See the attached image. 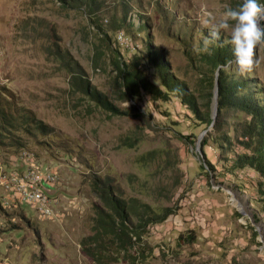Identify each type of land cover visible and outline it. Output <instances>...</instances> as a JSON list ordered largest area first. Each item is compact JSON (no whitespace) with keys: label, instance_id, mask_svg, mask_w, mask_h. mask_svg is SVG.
Returning a JSON list of instances; mask_svg holds the SVG:
<instances>
[{"label":"rangeland","instance_id":"rangeland-1","mask_svg":"<svg viewBox=\"0 0 264 264\" xmlns=\"http://www.w3.org/2000/svg\"><path fill=\"white\" fill-rule=\"evenodd\" d=\"M243 1L0 0V107L46 126V132L0 127V167L8 158L20 161L27 150L57 176L45 205L49 213L38 208L41 203L3 204L7 192L0 184L5 264H264L262 176L250 167L229 168L237 156L251 153L237 141L249 117L236 109L218 117L211 75L231 68L223 64L211 73L199 55L225 9H238ZM126 15L136 25L116 26ZM143 20L147 27L141 29ZM119 31L128 46L118 40ZM230 31L220 39H229ZM148 43L165 56L167 72L187 83L199 109L219 119L217 128L198 119L179 97L127 95L115 64L119 51L125 60L137 57L148 77L166 89L147 58ZM256 57L249 75L264 95V45ZM78 72L118 112L93 101L76 84ZM95 176L152 217L172 211L148 224L129 251L105 244L95 259L84 246L103 207L93 190Z\"/></svg>","mask_w":264,"mask_h":264},{"label":"trees","instance_id":"trees-1","mask_svg":"<svg viewBox=\"0 0 264 264\" xmlns=\"http://www.w3.org/2000/svg\"><path fill=\"white\" fill-rule=\"evenodd\" d=\"M64 1L68 2V0ZM260 2L264 4V0H260ZM139 17L142 18L141 15ZM136 20L132 15L130 18L126 15L123 22L116 21L115 24L118 27L125 25L133 28L136 25ZM176 25L178 24L176 23ZM138 27L141 29L147 27L146 20L141 21ZM178 27L181 30L179 25ZM227 41L228 39L225 37L219 41H213L209 44L207 51L199 53L213 69L211 73H214L220 65H229V61L233 59L231 45ZM147 45V58L158 70L160 80L166 86V89H163L161 85L148 77L147 73L140 68L137 57L131 60L126 58V61L119 51L115 64L122 77L127 95L136 97L145 92L156 99L164 101L170 99L171 96L179 97L190 107L198 119L203 120L209 126L212 125L217 128L219 119L215 122L208 109L206 111L199 109L198 101H196L194 94L189 91L187 83L177 80L172 76L171 72H167L169 63L163 53L157 48L151 47V43ZM229 67L231 69H221L220 74L217 76L211 75L210 83L213 93L218 87V117L224 110L229 109L241 110L248 115L247 121L240 126L241 137L237 138V141L241 142L251 152L237 156L229 168L234 170L250 167L258 172L262 176L259 182V190L264 195V95L261 88L254 85L251 75L238 77L233 74L235 71L234 66L229 65ZM76 80V84L89 94L93 101L110 112H118L117 107L104 94L93 89L94 87L90 81L81 73H77ZM33 126L37 130L46 132V126L43 122L35 119L32 115L16 116L13 113H7L3 107H0L1 130L29 129ZM221 140L230 143L225 137L221 138ZM207 143L208 140L204 138L202 141L203 147ZM208 162L210 161L208 160ZM203 167L205 168V166ZM224 167L227 168V164ZM92 185L93 190L101 199L103 207L99 206L97 210L95 219L96 232L85 239L84 246L86 252L95 259L102 255L101 248H104L105 244L116 246L119 251H129L131 247L142 240L144 229H146L148 224L164 221L170 215V211H172L156 213L152 217L148 210L140 208L139 205L121 195L110 181L100 176H95L92 179ZM131 218L137 219L136 225H134V221Z\"/></svg>","mask_w":264,"mask_h":264},{"label":"clouds","instance_id":"clouds-1","mask_svg":"<svg viewBox=\"0 0 264 264\" xmlns=\"http://www.w3.org/2000/svg\"><path fill=\"white\" fill-rule=\"evenodd\" d=\"M223 16V20L213 24L211 40H204L203 50L207 51L211 42L219 41L222 31L231 29L227 43L231 45L233 59L229 65H235L234 75L243 77L258 64L256 50L264 45V26L260 23L264 17V4L260 0H244L238 9H225Z\"/></svg>","mask_w":264,"mask_h":264},{"label":"built area","instance_id":"built-area-1","mask_svg":"<svg viewBox=\"0 0 264 264\" xmlns=\"http://www.w3.org/2000/svg\"><path fill=\"white\" fill-rule=\"evenodd\" d=\"M125 36L124 31H119L118 40L121 44L128 46L129 42ZM20 159L13 167L5 164L0 167L2 174L0 184L7 192L2 197L3 204L11 203L15 207L20 203L33 204V207L42 204L38 208L49 213L50 209L45 205L51 202L50 191L57 182L56 174L41 167L32 152L24 151Z\"/></svg>","mask_w":264,"mask_h":264},{"label":"crops","instance_id":"crops-1","mask_svg":"<svg viewBox=\"0 0 264 264\" xmlns=\"http://www.w3.org/2000/svg\"><path fill=\"white\" fill-rule=\"evenodd\" d=\"M12 156V155H11ZM9 160L8 161H6V162H1V163H4V164H6L7 166L9 165V166H12L16 161H19V160H14L13 161V158H8ZM12 162V163H11ZM7 163H10V164H7ZM2 207V206H1ZM4 208H5V206H3ZM4 259H0V264H5V262L3 261Z\"/></svg>","mask_w":264,"mask_h":264},{"label":"water","instance_id":"water-1","mask_svg":"<svg viewBox=\"0 0 264 264\" xmlns=\"http://www.w3.org/2000/svg\"><path fill=\"white\" fill-rule=\"evenodd\" d=\"M215 95H216V98H217L218 97V87H216ZM215 115H216V113H215Z\"/></svg>","mask_w":264,"mask_h":264}]
</instances>
